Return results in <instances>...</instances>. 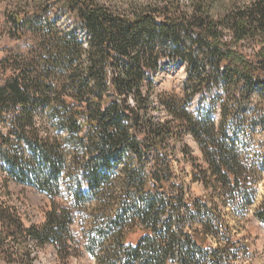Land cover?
Segmentation results:
<instances>
[{
    "label": "trees",
    "instance_id": "1",
    "mask_svg": "<svg viewBox=\"0 0 264 264\" xmlns=\"http://www.w3.org/2000/svg\"><path fill=\"white\" fill-rule=\"evenodd\" d=\"M213 1L17 2L8 19L30 41L0 60V122L9 126L0 161L52 206L27 227L1 201L0 253L11 236H27L63 257L76 250L81 216L99 264H230L231 238L209 240H222L225 209L253 203L264 172L248 151L254 130L264 133V0H236L216 15ZM163 60L184 64L186 79L178 92L155 95ZM210 91L206 106L199 99L191 108ZM181 160L220 203L172 182ZM256 218L264 223V198ZM25 258L32 264L30 250Z\"/></svg>",
    "mask_w": 264,
    "mask_h": 264
},
{
    "label": "rangeland",
    "instance_id": "2",
    "mask_svg": "<svg viewBox=\"0 0 264 264\" xmlns=\"http://www.w3.org/2000/svg\"><path fill=\"white\" fill-rule=\"evenodd\" d=\"M19 0H0V60L6 55L26 52L29 39H18L15 36L13 24L9 22L8 15L15 10L16 4ZM108 1V0H105ZM115 1V0H112ZM186 1V0H185ZM236 0H214L212 14L216 15L230 6ZM245 1V0H237ZM62 24L71 26V17L69 15H62ZM186 77L185 66L182 63H168L163 60L161 69L154 75L155 95L163 93L164 91H179L182 87ZM214 95V92L204 94L203 98L196 96L191 104V108L199 99L202 104L206 106L208 101ZM253 104L258 103L259 100L254 99ZM157 119L164 120L165 112L155 109L152 113ZM214 116L218 115V110L213 112ZM0 130L4 133L9 132V126L0 122ZM253 141L250 148L254 154V160H258V164L263 165L264 157V133L254 130L252 133ZM187 144L190 148L191 157L195 159V163L204 166L203 155L199 149L197 141L190 135L185 136ZM256 153H260L257 155ZM182 157V156H181ZM253 158V157H252ZM0 202L15 210L18 218L22 220L25 226L32 224L40 225L45 219V214L52 206L50 198L44 192L36 189L34 186L24 183L19 179L8 174L7 166L0 161ZM173 169L175 177L172 182L177 187H183L188 197L205 198L210 204L212 202L220 203L219 198L215 197L210 200L208 192L199 182H192V175L194 168L189 160H181V162H173ZM85 187V185H84ZM69 192L64 195L68 196ZM65 196L57 197L56 201L62 203ZM264 198V172L256 185V193L253 203L243 207H228L222 212L223 221H227V226L223 228L222 240L211 238L209 243L211 246L220 245L223 239L231 238L228 255L231 260L230 264H264V223L256 218V211L259 204ZM77 222L72 226V232L75 234L76 243L70 253L59 255L57 249L52 245H44L39 247L34 241L27 236H22L18 242L9 238L2 248L0 253V264H26L25 253L30 250L31 257L34 256L32 264H99L95 257H93L88 249V234L85 230L89 227L88 219L77 217ZM4 229L3 223L0 221V232ZM246 248H245V246Z\"/></svg>",
    "mask_w": 264,
    "mask_h": 264
}]
</instances>
